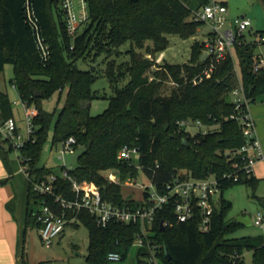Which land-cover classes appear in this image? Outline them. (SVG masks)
Wrapping results in <instances>:
<instances>
[{
    "label": "trees",
    "instance_id": "16d2710c",
    "mask_svg": "<svg viewBox=\"0 0 264 264\" xmlns=\"http://www.w3.org/2000/svg\"><path fill=\"white\" fill-rule=\"evenodd\" d=\"M31 1L50 56L47 61L41 57L26 18L24 0H0V73L12 64V81L19 96L38 110L34 141H28L20 150L21 156L29 158L33 179L57 172L40 163L51 129L53 145L74 136L76 148H87L69 169L72 177L95 183L103 197L116 204L136 207L140 202L124 195L123 184L104 176L109 169L116 170L125 182L135 178L140 167L159 189L178 173L196 178L215 175L221 181V197L208 231L199 228L198 216L177 222L171 203L155 214L148 238L151 244L158 245V264H248L243 258L245 251H252V264H264V234L232 237L242 224L228 218L232 203L223 196L224 189L236 183L253 187L258 183L256 176H247L239 169L238 151L246 137L239 121L231 118L235 105L230 95L240 75L252 102L264 96V66L254 68V62L260 59L256 54L257 40L249 41L244 34L234 45L235 56L216 63L211 76L200 80L196 76L208 64L202 57L204 41L193 43L189 61H166L151 68L157 54L168 47L169 35L188 38L198 32L203 23L192 19V12L209 0H87L89 18L75 36L68 32L60 0ZM256 34L264 36V30ZM126 42H130L126 51L129 60L118 63L110 58ZM101 54L106 56L105 74L115 93L103 112L92 115L90 101L98 97L93 89L95 68L82 69L77 63L95 60ZM125 77L128 82L116 87ZM168 81L176 85L166 93ZM64 90L65 104L59 112L42 107L43 99ZM35 91H41L42 96H36ZM10 117H14L12 102L8 93L0 90V121ZM181 119L201 120L214 128L206 134L199 131L191 135L177 124ZM124 146L137 147L138 158H120L119 151ZM13 150L6 139H0V156L6 166ZM234 172L240 175L237 181L222 177ZM56 184L63 195L73 197L69 179L61 178ZM44 203L54 205L49 195L35 192L29 183L26 228L40 229L36 213ZM56 207L62 211V207ZM73 215L67 212L68 218ZM167 219L171 223L163 226L162 221ZM76 221L89 231L88 264H109L110 252H119L125 259L140 230L139 224L116 221L101 226L86 210L77 213ZM150 255L148 246L138 247L135 264H155Z\"/></svg>",
    "mask_w": 264,
    "mask_h": 264
},
{
    "label": "built area",
    "instance_id": "2783aa9c",
    "mask_svg": "<svg viewBox=\"0 0 264 264\" xmlns=\"http://www.w3.org/2000/svg\"><path fill=\"white\" fill-rule=\"evenodd\" d=\"M62 9L65 13L68 32L75 36L80 31L81 26L88 20L87 0H60ZM26 18L31 25L37 47L41 52V57L47 61L50 56V47L45 37L41 33L38 17L32 6L31 0H24ZM228 6L224 1L209 0L208 3L194 9L192 19L206 24L207 37L204 40L205 59L208 60L207 66L199 73L196 78L200 80L203 77H210L216 63L222 61L228 56L234 57V45L242 37L251 25V20L245 15L237 16L234 19L229 18ZM257 44L264 43V36H259ZM260 59L254 62V68L259 69L264 66V54H258ZM161 53L156 61L163 59ZM238 75V69L235 67ZM231 100L235 105V113L231 118L239 121L246 142L239 149L241 155V164L239 169L247 176H255V168L259 162L264 163V151L257 135L255 118L251 111L252 99L245 91L244 85L239 75V84L231 93ZM24 107V119L26 123L25 132H21L18 123L14 117L0 121V131L3 138L6 139L15 150H20L28 141H34V118L38 114L35 106L29 105L27 101L20 97ZM180 128H184L191 135L198 133H208L214 128L204 124L201 120L181 119L177 121ZM196 128V131H191ZM76 149V139L70 136L61 142V155ZM139 150L137 147L124 146L119 151V157L122 159L138 158ZM21 171L26 175L32 189L42 195H49L54 205L44 203L36 213L37 220L41 223L39 229L42 242L50 247L57 237H59L65 225L76 220L77 213L86 210L93 214L97 223L106 226L111 221L122 223L139 224L140 230L136 233L133 245L137 247L148 246L151 250L150 260L158 264L156 251L157 244H151L148 236L152 234L155 214L158 210L164 209L169 203L174 208L177 222H185L189 219L199 217V228L202 231H208L211 227L212 216L215 208L220 205V197H215L221 193V181L215 175H209L205 178H196L191 175L183 176L178 173L169 181L165 182L159 189L151 180L150 185H141V196L137 198L140 204L136 207L129 205H120L113 203L103 197L101 189L93 182L79 181L72 177L69 168L65 166L59 172H52L43 179L35 180L29 171V158L19 156ZM237 166V164H235ZM140 169V167H139ZM104 176L111 182L135 185L131 179L124 183L120 180L116 170L109 169L103 172ZM223 178L237 181L240 179L238 172L224 173ZM69 179L72 185L73 197L63 195L57 188V182L60 179ZM56 206L62 207L58 211ZM71 211L74 215L67 217V212ZM249 215V214H244ZM171 223L170 219L163 220L162 225ZM251 223L262 229L264 234V211H257L251 216ZM238 257H241L238 255ZM108 260H121L119 252H110ZM233 264H238L234 261Z\"/></svg>",
    "mask_w": 264,
    "mask_h": 264
},
{
    "label": "rangeland",
    "instance_id": "374dc122",
    "mask_svg": "<svg viewBox=\"0 0 264 264\" xmlns=\"http://www.w3.org/2000/svg\"><path fill=\"white\" fill-rule=\"evenodd\" d=\"M227 3L229 18L234 19L237 16L245 15L251 20V25L246 30V38L249 41L260 39L256 34L259 30H264V2L262 0H219ZM206 24L203 23L198 29V32L191 37L182 38L179 35H169V45L161 53H163V59L160 62L156 61V58L161 54L158 53L154 58L155 64L152 66V70L158 68L156 64H163L164 62L171 63H184L189 61L192 45L194 42H203L207 37ZM147 43H151L147 41ZM130 48V42H126L119 48V53H114L110 58H115L118 63L129 60V55L126 52ZM203 53H205L203 49ZM264 54V43L259 44L256 48V54ZM105 54H101L95 58V60L89 59L88 61L80 60L77 65L82 69H90L92 66L95 68V74L97 75L95 82L93 83V89L98 94V97L90 101V113L92 115L103 112L109 105L110 97L115 93V88L111 84L110 80L105 74L106 62ZM237 68L240 69L238 58L236 57ZM151 75V72H148ZM14 68L12 64H7L0 73V90L8 93V96L12 102L13 116L18 123L19 130L25 132L26 123L24 117V107L20 96L13 85ZM128 82V77H125L120 81L116 87H122ZM176 84L173 81L167 82L166 93H169L171 88ZM66 99V90L61 94L56 91L49 98L42 100V107L49 111H57L64 106ZM33 106V105H32ZM191 131H196V128H191ZM1 132V131H0ZM0 139L3 140L1 133ZM18 150H13L9 154V163L12 170L15 173L14 185L25 183L26 179L21 170V163L18 159ZM61 156V143L55 145L52 144V129L49 133L47 142L45 143L41 164L53 167L57 172L61 170L63 166V159ZM256 166V177L258 183L256 187L248 185L246 183H236L228 186L223 191V196L226 200L232 203L230 210L228 211V218L237 221V218L241 214H254L262 210L264 211V172L263 169H259ZM131 181L135 185L123 184L124 195L130 198H139L141 196V189L139 186L145 184L150 185L151 181L148 176L141 170L135 178ZM124 183V182H123ZM220 194L216 195V199H219ZM263 231L258 226L251 223L250 225L239 226L232 237L241 236H255L262 234ZM25 253L30 257L34 264H88L87 255L89 247V231L88 228L80 221L73 220L71 223L65 225L64 232L54 240L50 247L46 246L41 238L39 229L36 226H29L25 236ZM138 247L133 245L128 256L125 259L118 261H111L109 264H135ZM26 256V257H27ZM243 258L248 264H252V251H245Z\"/></svg>",
    "mask_w": 264,
    "mask_h": 264
},
{
    "label": "crops",
    "instance_id": "0c3cea01",
    "mask_svg": "<svg viewBox=\"0 0 264 264\" xmlns=\"http://www.w3.org/2000/svg\"><path fill=\"white\" fill-rule=\"evenodd\" d=\"M251 111L264 151V96L258 97L252 103ZM19 156L20 152L18 159ZM257 165L264 172V163L259 162ZM256 170L255 168V176ZM23 175L25 183L22 185L16 182L14 185L15 173L10 163L6 166L0 156V264H34L25 253L29 180L24 173ZM4 179L8 180L2 182Z\"/></svg>",
    "mask_w": 264,
    "mask_h": 264
},
{
    "label": "water",
    "instance_id": "95a60500",
    "mask_svg": "<svg viewBox=\"0 0 264 264\" xmlns=\"http://www.w3.org/2000/svg\"><path fill=\"white\" fill-rule=\"evenodd\" d=\"M264 2V0H262ZM206 53H203V58H205ZM36 96H42L41 91H35ZM87 148L84 146H79L75 150L67 152L60 157L63 159V164L67 166L69 169H72L74 165H76L79 162L80 157L86 152ZM264 204V200H263ZM237 221L243 225H250L251 224V218L249 215L241 214L238 216ZM165 253L170 259V255L168 254L167 250L165 249Z\"/></svg>",
    "mask_w": 264,
    "mask_h": 264
},
{
    "label": "flooded vegetation",
    "instance_id": "af4514ba",
    "mask_svg": "<svg viewBox=\"0 0 264 264\" xmlns=\"http://www.w3.org/2000/svg\"><path fill=\"white\" fill-rule=\"evenodd\" d=\"M249 217L251 218V216L249 215Z\"/></svg>",
    "mask_w": 264,
    "mask_h": 264
}]
</instances>
